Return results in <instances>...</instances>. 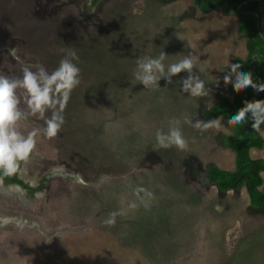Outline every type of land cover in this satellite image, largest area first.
<instances>
[{
	"label": "rangeland",
	"instance_id": "rangeland-1",
	"mask_svg": "<svg viewBox=\"0 0 264 264\" xmlns=\"http://www.w3.org/2000/svg\"><path fill=\"white\" fill-rule=\"evenodd\" d=\"M259 8L264 27V0ZM236 29L234 15L201 14L191 0H0V76L51 72L73 50L80 68L56 137L43 134L17 89V127L38 131L17 174L41 189L28 196L0 179V264H264V212L251 208L244 187L221 193L205 175L211 164L235 167L220 142L228 122L204 131L184 123L210 121L202 110L229 91L223 77L246 55ZM162 51L166 65L194 55L209 94L181 92L185 72L161 88L138 83L137 59ZM172 120L184 150L157 145L156 130ZM250 155L264 159V147ZM137 187L152 196L141 201ZM113 212L115 224H105Z\"/></svg>",
	"mask_w": 264,
	"mask_h": 264
},
{
	"label": "clouds",
	"instance_id": "clouds-1",
	"mask_svg": "<svg viewBox=\"0 0 264 264\" xmlns=\"http://www.w3.org/2000/svg\"><path fill=\"white\" fill-rule=\"evenodd\" d=\"M167 55L162 51L159 56H145L138 58L134 72L135 80L144 88H161L159 81L163 79L166 84L172 83V77L182 72L187 76L180 80V91L191 96H204L209 92L205 87V81L194 75V55H183L179 61L171 64L165 63ZM79 57L77 53L69 51L59 62L58 67L49 72L43 66H38L36 71L31 67L23 69L22 77L9 78L0 76V175L12 176L21 170L22 162H27L35 147L38 131L34 130L24 135L17 127L18 122L24 118L19 108L20 99L17 89H23L26 104L31 115L39 116L44 121L41 131L47 138L56 137L64 124L62 115L64 108L70 98L71 92L80 83ZM228 75L223 77L225 85L232 84L237 91L251 87L256 92H264V82L257 83L252 73L245 71L240 64H231ZM219 84V81H217ZM51 111L50 118L45 113ZM250 114V115H249ZM251 119V127L254 132L262 133L264 128V99L244 101L243 107L228 117L230 125H245ZM185 124L204 131L212 127L215 120L208 122L197 120L193 123L192 118L187 117ZM157 145L168 149L175 146L179 150L187 148L179 120H172L168 124L167 131L163 128L157 129L155 133ZM143 194V195H141ZM42 195V194H39ZM134 195L143 201L150 198L152 193L144 187H137ZM136 208L135 202L129 205ZM120 213L113 212L110 218L104 221L107 225H114L115 217Z\"/></svg>",
	"mask_w": 264,
	"mask_h": 264
},
{
	"label": "trees",
	"instance_id": "trees-1",
	"mask_svg": "<svg viewBox=\"0 0 264 264\" xmlns=\"http://www.w3.org/2000/svg\"><path fill=\"white\" fill-rule=\"evenodd\" d=\"M261 1L191 0L193 7L201 14H208L219 9L224 16L234 15L236 17V30L245 40L246 55L234 57L232 64L238 63L245 71L251 72L254 81L257 83L264 82V27L262 26L259 8ZM90 2L91 5H96L99 0H90ZM261 99H264V92H256L251 87L237 91L230 83L227 93L222 92L215 103L202 110V117L206 120L220 118L228 122V117L243 107L244 101ZM251 124V119L245 125L229 124L231 132L223 134L220 138L221 144L234 154V169L225 170L211 164L207 167L205 175L209 183L221 193L236 191L244 187L251 208L264 212V192L261 190L264 182V159L253 158L250 155L252 149H263L264 138L261 133L254 132ZM0 179L5 185H19L29 194L41 189V185L37 187L28 185L19 178L18 174L0 175Z\"/></svg>",
	"mask_w": 264,
	"mask_h": 264
},
{
	"label": "flooded vegetation",
	"instance_id": "flooded-vegetation-1",
	"mask_svg": "<svg viewBox=\"0 0 264 264\" xmlns=\"http://www.w3.org/2000/svg\"><path fill=\"white\" fill-rule=\"evenodd\" d=\"M2 183H3V181H2ZM5 185V184H4ZM8 185H15V186H18V187H20L19 185H17V184H7L6 186H8ZM21 188V187H20ZM25 193H26V195H28V196H30V195H33L35 192H37L38 190H36V191H34V192H32V194L30 193L29 194V192L28 191H26L25 189H23V188H21Z\"/></svg>",
	"mask_w": 264,
	"mask_h": 264
}]
</instances>
